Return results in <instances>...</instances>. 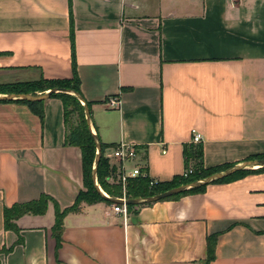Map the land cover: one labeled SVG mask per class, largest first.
<instances>
[{"label": "crops", "instance_id": "0c3cea01", "mask_svg": "<svg viewBox=\"0 0 264 264\" xmlns=\"http://www.w3.org/2000/svg\"><path fill=\"white\" fill-rule=\"evenodd\" d=\"M72 51L108 164L132 144L133 164L166 182L184 173L186 145L202 146L206 169L264 153V0H0V85L71 80ZM39 103L42 118L0 102V250L12 247L0 264H264V166L127 209L126 223L112 203H81L57 245L55 210L83 190L81 151L65 145L61 100ZM42 195L43 215L15 221L17 244L4 208Z\"/></svg>", "mask_w": 264, "mask_h": 264}, {"label": "trees", "instance_id": "16d2710c", "mask_svg": "<svg viewBox=\"0 0 264 264\" xmlns=\"http://www.w3.org/2000/svg\"><path fill=\"white\" fill-rule=\"evenodd\" d=\"M72 65H73V77L71 80H45L39 79L33 82L17 83V84H8L0 85V94H30L36 95L37 92H45L50 89H70L74 92L80 94L79 90V79L76 74L74 53L72 51ZM59 98L63 105V116L65 123V145L76 146L81 151V162H82V171H83V190H80L77 194L74 204L67 210L62 212L58 208L55 210V223L53 225V234L55 236L57 245L60 243L61 233H62V218L68 212H75L78 210L81 203L94 204L98 202H107L94 188L91 180V171L93 166V161L95 158L96 148L93 141V138L88 131L84 107L81 103L71 95L62 94V93H52L50 98ZM86 102V101H85ZM16 103L26 104L29 107L37 106L39 107L37 113L40 118H42V110L40 109V103L36 102H23L17 101ZM86 105L90 106L88 102ZM104 147L101 145V156L98 162L96 170V181L99 188L109 197V198H121L122 191L121 186L116 182L110 184L108 178L111 174V168L108 164L106 158L102 155V150ZM184 172L187 173V176L184 177L183 174L180 176L174 177L170 181L166 182H157L153 186L149 185V180L147 178L138 177L128 181L126 186V198L127 199H139L146 198L153 195L163 193L172 188L178 187L180 185L188 184L203 178H206L212 174L224 171L235 164H224L216 166L213 168L206 169L203 166L202 161V146L192 144L186 145L184 148ZM254 159H264V153L260 155L251 156L245 160H254ZM263 167L258 170H262ZM249 170H242L231 177L223 179L221 181L215 182L214 184L226 183L232 181L245 173H248ZM213 185V184H212ZM207 186H203L198 189L190 190L169 198L167 200H174L186 195H193L201 193L205 190ZM50 198L46 195L40 196L37 200H33L26 203L14 204L9 208H4L3 211V221L4 229L6 231H12L16 234L19 233V229L15 224V221L26 214L32 215H43L47 209V204L49 203ZM128 210L132 209V206H127ZM22 243V238L18 234L17 244ZM214 244L215 236L207 237V261L213 259L214 257ZM12 247L6 249L2 248L0 254H8L11 251Z\"/></svg>", "mask_w": 264, "mask_h": 264}, {"label": "water", "instance_id": "95a60500", "mask_svg": "<svg viewBox=\"0 0 264 264\" xmlns=\"http://www.w3.org/2000/svg\"><path fill=\"white\" fill-rule=\"evenodd\" d=\"M52 93H62V94L74 96L81 103V105L84 107L85 122H86V125L88 128V131L90 132V134L93 138L95 148H96L95 158L93 161V166H92V171H91V180H92L93 186L96 189V191L104 199H106L109 203H112L114 205H121V206L125 205V206H132L134 208H137L139 206L153 204V203H156L159 201L167 200L169 198H172L174 196H177L179 194H182V193L190 191V190L198 189V188H201L203 186L212 185L215 182H218V181H221V180L226 179L228 177H231L234 174H236L242 170L253 169L255 167H263L264 166V159L244 160L242 162H239V163L233 165L232 167H230L224 171H220V172L212 174L206 178H203V179H200V180L188 183V184L180 185L178 187L172 188V189L167 190L163 193L153 195L150 197L139 198V199H128L125 201L109 198L101 191V189L99 188L97 181H96V170H97L98 162H99V159L101 156V144H100L97 136L93 133V130L91 128V117H90L89 108L86 105V102L84 101V99L81 97V95H79L78 93H76L70 89H50V90L46 91V93H44L40 96H32L29 94H4V95H0V102L23 101V102H33V103L37 102L38 103V102H42L45 99L49 98Z\"/></svg>", "mask_w": 264, "mask_h": 264}, {"label": "built area", "instance_id": "2783aa9c", "mask_svg": "<svg viewBox=\"0 0 264 264\" xmlns=\"http://www.w3.org/2000/svg\"><path fill=\"white\" fill-rule=\"evenodd\" d=\"M231 3H235L236 0H229ZM119 102L116 99H111L109 105L112 107L118 106ZM200 136L195 134L192 138V143H200ZM136 148L132 144H119L112 148L111 159L115 162L109 164L111 168V174L108 178V182H116L121 186L122 197L118 200L125 201L126 198V186L129 180L136 179L138 177L147 178L149 180V185L153 186L157 182L148 178L147 174L142 171L140 167L133 164L136 159ZM183 176L186 177L187 173L184 172ZM113 211L115 213L121 214L124 223L127 221V206L125 205H113Z\"/></svg>", "mask_w": 264, "mask_h": 264}]
</instances>
